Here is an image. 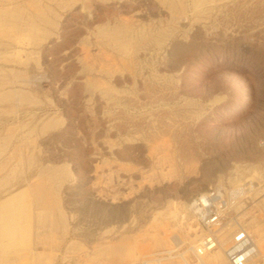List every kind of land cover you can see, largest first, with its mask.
<instances>
[{
    "label": "rangeland",
    "instance_id": "rangeland-1",
    "mask_svg": "<svg viewBox=\"0 0 264 264\" xmlns=\"http://www.w3.org/2000/svg\"><path fill=\"white\" fill-rule=\"evenodd\" d=\"M237 228L264 264V0H0V264H228Z\"/></svg>",
    "mask_w": 264,
    "mask_h": 264
},
{
    "label": "built area",
    "instance_id": "built-area-1",
    "mask_svg": "<svg viewBox=\"0 0 264 264\" xmlns=\"http://www.w3.org/2000/svg\"><path fill=\"white\" fill-rule=\"evenodd\" d=\"M226 201L217 191L205 193L202 198L191 202L198 224L205 234L196 247V254L203 256L218 248V231L222 227ZM256 247L252 238L244 228L233 231L231 240L225 251L228 264H251L256 255Z\"/></svg>",
    "mask_w": 264,
    "mask_h": 264
},
{
    "label": "bare ground",
    "instance_id": "bare-ground-1",
    "mask_svg": "<svg viewBox=\"0 0 264 264\" xmlns=\"http://www.w3.org/2000/svg\"><path fill=\"white\" fill-rule=\"evenodd\" d=\"M203 196H200L199 198H202ZM193 201V200H192ZM191 200L189 201L190 203L192 202ZM191 205V204H190ZM226 239V238H225ZM227 242V241H226ZM225 243V242H224Z\"/></svg>",
    "mask_w": 264,
    "mask_h": 264
}]
</instances>
